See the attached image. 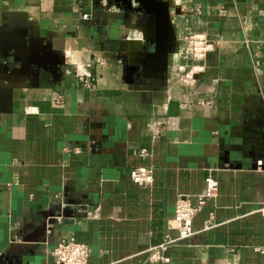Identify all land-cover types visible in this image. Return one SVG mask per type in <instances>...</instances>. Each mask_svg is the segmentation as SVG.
Segmentation results:
<instances>
[{"label": "crops", "instance_id": "crops-1", "mask_svg": "<svg viewBox=\"0 0 264 264\" xmlns=\"http://www.w3.org/2000/svg\"><path fill=\"white\" fill-rule=\"evenodd\" d=\"M194 33L216 49L188 85ZM0 79V264L63 238L88 264H264V0H0ZM209 174L195 234L150 262Z\"/></svg>", "mask_w": 264, "mask_h": 264}, {"label": "built area", "instance_id": "built-area-1", "mask_svg": "<svg viewBox=\"0 0 264 264\" xmlns=\"http://www.w3.org/2000/svg\"><path fill=\"white\" fill-rule=\"evenodd\" d=\"M88 18V15H84ZM132 39V38H131ZM138 39V38H135ZM188 52L195 64L189 68L180 67L183 72L182 81L188 85H195L197 82V74L203 71L204 67L200 63L204 61L207 55L216 49V45L211 41L205 33H194L187 38ZM160 125H155L153 130L156 134L160 133ZM143 157L148 155L147 150H142ZM262 165V162H259ZM131 179L134 183L141 186H150L154 182V171L152 167H138L131 171ZM206 190L203 194L192 197L187 194H179L175 203V211L173 218V227L177 230L178 236L173 238L169 235L165 236L162 243L149 248V261L169 263L170 258L166 255L168 249L178 243L190 239L195 231L193 229V220L195 215L210 199H215L219 192V181L209 174L205 179ZM215 225L212 216L205 225V229H211ZM51 226H53L51 224ZM264 253V246L257 249ZM56 258V264H88L90 250L87 245L79 243L71 238L61 239L53 250Z\"/></svg>", "mask_w": 264, "mask_h": 264}, {"label": "water", "instance_id": "water-1", "mask_svg": "<svg viewBox=\"0 0 264 264\" xmlns=\"http://www.w3.org/2000/svg\"><path fill=\"white\" fill-rule=\"evenodd\" d=\"M115 2H121L123 4H127V5H131V0H114ZM139 1L142 4V8L146 9L147 11H149L150 5L151 3L155 2V0H136ZM22 16H24L25 18H27L30 23H35L36 21L33 20L30 15L28 13H20ZM4 84L2 82V80L0 79V85ZM53 225V223H50V225Z\"/></svg>", "mask_w": 264, "mask_h": 264}]
</instances>
